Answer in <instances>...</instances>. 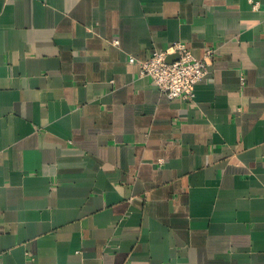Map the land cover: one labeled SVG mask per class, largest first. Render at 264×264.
I'll list each match as a JSON object with an SVG mask.
<instances>
[{
	"label": "crops",
	"instance_id": "0c3cea01",
	"mask_svg": "<svg viewBox=\"0 0 264 264\" xmlns=\"http://www.w3.org/2000/svg\"><path fill=\"white\" fill-rule=\"evenodd\" d=\"M0 264H264V0H0Z\"/></svg>",
	"mask_w": 264,
	"mask_h": 264
},
{
	"label": "built area",
	"instance_id": "2783aa9c",
	"mask_svg": "<svg viewBox=\"0 0 264 264\" xmlns=\"http://www.w3.org/2000/svg\"><path fill=\"white\" fill-rule=\"evenodd\" d=\"M211 55L209 50L202 59H197L184 43L175 42L163 51H153L145 60L129 56L128 62L138 68L140 77H148L162 95L193 103L194 87L207 77ZM170 56L175 58L168 61Z\"/></svg>",
	"mask_w": 264,
	"mask_h": 264
},
{
	"label": "water",
	"instance_id": "95a60500",
	"mask_svg": "<svg viewBox=\"0 0 264 264\" xmlns=\"http://www.w3.org/2000/svg\"><path fill=\"white\" fill-rule=\"evenodd\" d=\"M175 57L174 56H170L168 57V61H172Z\"/></svg>",
	"mask_w": 264,
	"mask_h": 264
}]
</instances>
